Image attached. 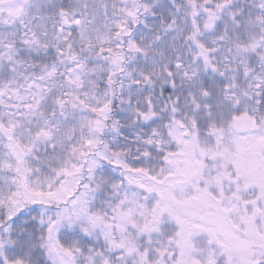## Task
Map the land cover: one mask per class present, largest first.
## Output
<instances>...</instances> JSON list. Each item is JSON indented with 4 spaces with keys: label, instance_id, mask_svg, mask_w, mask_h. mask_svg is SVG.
Instances as JSON below:
<instances>
[{
    "label": "snow or ice",
    "instance_id": "6c2138e0",
    "mask_svg": "<svg viewBox=\"0 0 264 264\" xmlns=\"http://www.w3.org/2000/svg\"><path fill=\"white\" fill-rule=\"evenodd\" d=\"M0 264H264V0H0Z\"/></svg>",
    "mask_w": 264,
    "mask_h": 264
}]
</instances>
